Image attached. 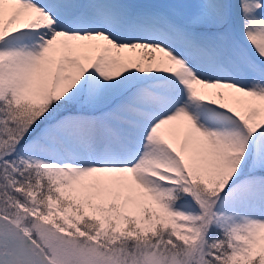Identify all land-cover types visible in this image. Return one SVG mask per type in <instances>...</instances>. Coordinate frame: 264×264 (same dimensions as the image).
Masks as SVG:
<instances>
[{
	"label": "snow or ice",
	"instance_id": "1",
	"mask_svg": "<svg viewBox=\"0 0 264 264\" xmlns=\"http://www.w3.org/2000/svg\"><path fill=\"white\" fill-rule=\"evenodd\" d=\"M0 264H264V0H0Z\"/></svg>",
	"mask_w": 264,
	"mask_h": 264
}]
</instances>
